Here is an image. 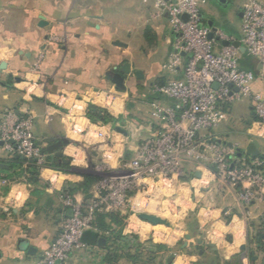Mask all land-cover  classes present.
Segmentation results:
<instances>
[{"label":"crops","instance_id":"obj_1","mask_svg":"<svg viewBox=\"0 0 264 264\" xmlns=\"http://www.w3.org/2000/svg\"><path fill=\"white\" fill-rule=\"evenodd\" d=\"M211 1L230 0H207L201 10L204 24L219 29L214 18L231 17L215 16ZM117 9L128 18L118 17ZM235 13L238 23L226 34L236 39L241 4ZM115 40L125 46L114 45ZM174 41L166 16L158 15L149 0H0V120L7 111L28 115L37 144L50 137L69 141L60 149L61 157L43 151L49 164L39 169L33 182L27 180L26 163L20 164L25 159L4 151L0 143V264H37L63 219L60 192L66 190L75 201L85 203L99 178L97 167L119 168L133 157L142 139L161 129L163 122L152 116L151 104L167 108L175 102L152 88L181 78V69L176 75L162 69ZM125 62L131 72L125 76V91H117L106 73L118 72ZM135 70L142 77H135ZM127 80L137 95H145L138 103L144 105L147 120L138 126L129 111L138 108L134 98L130 100ZM253 91L264 94V82L257 79ZM88 104L120 115L123 121L92 123L86 116ZM247 107L248 112L239 110L237 119L244 137L231 139L230 133H221V123L209 131L210 137L237 146L239 153L248 144L249 126L255 123L251 102ZM223 113L221 122L234 120L231 106H224ZM48 145L38 146L43 150ZM190 171L193 176L184 180L190 181L192 208L180 226L173 229L166 220V225H152L138 214L130 230L124 226L125 212H113L116 220L104 216L85 232L87 250L72 253L68 264H137L127 256L134 255L138 244L143 245L142 255L152 253V264H197L198 259L199 264H262L264 243L257 239V231L264 225V197L245 207L236 188L219 180L206 164L187 161L182 173ZM106 230L124 237L117 245L118 258L111 262L106 260ZM23 240L36 249L33 254L20 244ZM174 249L177 252L167 263L168 252Z\"/></svg>","mask_w":264,"mask_h":264},{"label":"built area","instance_id":"obj_2","mask_svg":"<svg viewBox=\"0 0 264 264\" xmlns=\"http://www.w3.org/2000/svg\"><path fill=\"white\" fill-rule=\"evenodd\" d=\"M149 1L158 15L166 16L175 36L173 50L162 69L174 75L181 69L182 74L181 78L154 85L152 91L175 103L167 108L151 104L152 116L163 122L161 129L142 139L133 157L119 168L112 170L103 165L85 203L60 192L66 214L37 264H68L72 253L87 250L82 237L97 214L125 212L132 193L145 185L146 179L167 183L180 176L187 161L211 164L219 180L236 188L237 199L245 207L264 197V158L237 156V146L228 147L209 135L224 119L223 107L244 97L250 98L257 118L253 125L264 130V94L253 91L257 79L264 82V4L242 0L240 37L235 39L204 24L201 10L207 0ZM235 40L255 60L254 71L240 67L241 52L231 44ZM38 66L39 61L33 70ZM32 129L31 116L7 111L0 120V143L4 151L34 160L41 169L49 160L37 145Z\"/></svg>","mask_w":264,"mask_h":264},{"label":"rangeland","instance_id":"obj_3","mask_svg":"<svg viewBox=\"0 0 264 264\" xmlns=\"http://www.w3.org/2000/svg\"><path fill=\"white\" fill-rule=\"evenodd\" d=\"M259 1V0H258ZM261 2V1H260ZM241 4L242 0H230L223 4H218L214 1L209 3V7L213 8L215 12V16L222 17L223 15H227L231 18H214L215 24L218 25L219 30L222 31L224 34L227 33V30L233 26H236L238 23V19L236 18V7ZM117 15L120 18H128L127 13L123 10L117 9ZM227 35V34H226ZM228 36V35H227ZM132 81L127 80L126 84L128 87V93L131 94L130 100H134L136 109L138 110H129L131 112V116L133 118L134 124L136 126L143 124L146 122L147 118L144 115L143 104H139L138 100L140 98H144L145 95L140 93L137 95L135 91H133V85H131ZM135 92V93H133ZM128 102V101H127ZM251 102L250 98H242L238 101L233 102L229 106L232 107V119H226L224 122H221L219 130L221 133H230V137L239 139L240 137H244L242 131L244 128L240 123L237 121L238 114L240 113L239 110L242 108V111L248 112V104ZM252 104V103H251ZM143 105V106H142ZM247 115H244L242 118L243 120L247 118ZM242 120V121H243ZM127 126V125H126ZM258 126L251 125L250 128V136L247 137L248 141L252 138L258 139L261 144V155L264 158V133L261 130H258ZM260 134V136H259ZM102 166H99L95 169L97 175H100V171ZM188 176L187 173L183 172L178 176L176 179L170 180L169 182L160 183L158 182H150L147 185H141L138 189L134 190L132 193V197H135L134 200L131 201L128 209L125 211V221L124 226L129 228L130 230L134 226L133 223L136 221V217L140 213H148L150 215H155L160 217L163 220L168 221L169 226L175 229L177 226H180L181 221L187 219L191 212L192 208V200L190 198V191L189 185L190 181L184 180V177ZM155 183V184H154ZM194 210V209H193ZM261 217V215H260ZM131 218V219H130ZM247 221H250L248 219ZM250 223V222H249ZM249 234L254 232V228L250 227L248 230ZM133 232V231H132ZM177 249L168 252V255L175 254ZM195 253L196 250L193 249ZM148 254V253H147ZM146 256V257H145ZM148 255L143 254V259L141 262L146 263V258ZM162 258L159 257V260ZM165 262V261H164ZM201 261L198 259L197 264ZM152 264V263H146ZM162 264V263H161Z\"/></svg>","mask_w":264,"mask_h":264},{"label":"trees","instance_id":"obj_4","mask_svg":"<svg viewBox=\"0 0 264 264\" xmlns=\"http://www.w3.org/2000/svg\"><path fill=\"white\" fill-rule=\"evenodd\" d=\"M236 39H239V38H236ZM239 64H240V67L243 68V69L252 70V71L255 70V61H254V59L252 57L248 56L245 52L241 54V58L239 60ZM158 85H161V84H158ZM86 116L88 117V119L92 123H95V124H98V125H106L108 123L114 124L116 122H122L123 121L122 116H120V115L119 116H112L106 109L98 107V106H95L93 104H88L87 110H86ZM256 120H257L256 117L252 118V121H256ZM247 158H248V156H247ZM48 160H49V158H48ZM19 161L21 162L20 164H22L24 162V164L26 163V165H27V169L25 171L26 174H27V180L31 181V182L35 181V178L38 175L39 169H40L35 164V161L34 160H26V159L25 160H19ZM206 167L214 172V167L211 164H206ZM188 176H193V172L190 171L188 173ZM184 179H187V176L184 177ZM97 180H95V183H96ZM62 192H67L68 194H71L70 192H68L66 190L62 191ZM64 214H66V210L64 211ZM104 216H108V217L113 218V219L116 220V215H114L113 212H108V213L97 214L96 217H95L94 222H97V221L99 222L101 220V218L104 217ZM94 222H93V224H94ZM84 234H83V237H82L83 241H84V238H85ZM105 238H106V241H107L106 242V250H107V252H106V260L108 262H111L115 258H118L119 255H117V249H118L117 245L119 244V242L122 239H124V237H122L119 232L115 233L113 231L106 230V237ZM132 239H134V237ZM257 239H259V241L264 243V228H263V226H260V228L257 231ZM85 243H87V242H85ZM142 246L143 245H140V244L136 245V247H135L136 250H135L134 255L127 256L129 259H131V261L133 263L146 264V263H151V261H153V257L151 256L152 253L148 252V254H144V255H148L147 256L148 258H146V260H147L146 263L141 262V260L143 259L142 258L143 255H142V252H141ZM156 247H158V246L153 245V248H156Z\"/></svg>","mask_w":264,"mask_h":264},{"label":"water","instance_id":"obj_5","mask_svg":"<svg viewBox=\"0 0 264 264\" xmlns=\"http://www.w3.org/2000/svg\"><path fill=\"white\" fill-rule=\"evenodd\" d=\"M219 1H223V0H219ZM184 19L186 18L185 16L183 17ZM44 24V21L43 19L41 18L40 22H39V25H43ZM211 29H214V28H211ZM212 37V33L209 34V38ZM114 45L116 46H120V47H124L125 44L118 41V40H115L113 42ZM223 44L224 45H227L228 42L226 41H223ZM231 44L238 48L239 51L241 53H244V47L242 45H240V42L238 40H235L233 42H231ZM131 72V69H130V64L128 62H125L121 65V67L119 68V71L118 72H113V71H109L106 73V78L112 83L114 84V87H115V90L117 91H125L126 89V85H125V76L130 74ZM134 76L137 77V78H140L142 77V72L140 70H135L134 71ZM217 85L214 84V87H216ZM115 130L117 132H121V133H124L123 130L116 126L115 127ZM42 143H48L49 145L44 148L42 151H47L49 153H54L56 157H61L62 156V153L60 151L61 148H63L64 146H67L69 144V141L65 138H62L60 140H57V141H54L53 138H46L44 139L42 142H38L37 145H41ZM231 145V144H229ZM242 154H245L247 156H249L250 158H256V157H262L261 155V144L260 142L258 141V139L256 138H252L251 140L248 141V144L244 147V148H241L240 149V152L237 154V156H241ZM66 163V161H64ZM2 167V166H1ZM200 173L197 172L196 173V176H199ZM138 217L140 219H142L143 221L145 222H148L152 225H166V221L161 219L160 217L158 216H155V215H150V214H146V213H141L138 215ZM185 238H189L188 235L185 236ZM103 240L100 239V242H102ZM20 244H22L23 246H27L26 247V251L28 254H33L35 252V248H33L32 246H28V242L27 241H21ZM173 259V256H169L168 259H167V263H170ZM262 264H264V260L262 262Z\"/></svg>","mask_w":264,"mask_h":264}]
</instances>
